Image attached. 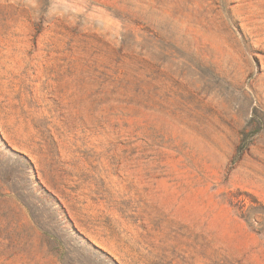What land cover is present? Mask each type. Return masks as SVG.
<instances>
[{
	"label": "rangeland",
	"instance_id": "374dc122",
	"mask_svg": "<svg viewBox=\"0 0 264 264\" xmlns=\"http://www.w3.org/2000/svg\"><path fill=\"white\" fill-rule=\"evenodd\" d=\"M238 192L264 0H0V264H264Z\"/></svg>",
	"mask_w": 264,
	"mask_h": 264
},
{
	"label": "trees",
	"instance_id": "16d2710c",
	"mask_svg": "<svg viewBox=\"0 0 264 264\" xmlns=\"http://www.w3.org/2000/svg\"><path fill=\"white\" fill-rule=\"evenodd\" d=\"M241 195L249 197V205L246 204L245 199L239 198ZM227 204L249 228L253 229L255 223L257 226L261 227L257 232L262 233L261 231L264 229V215L257 216V212L254 213V211L260 210L264 214V204L260 200L249 194H241V192H238L234 200H227Z\"/></svg>",
	"mask_w": 264,
	"mask_h": 264
}]
</instances>
